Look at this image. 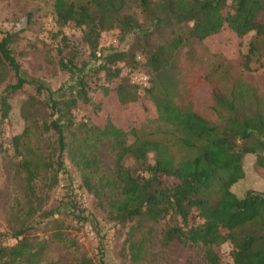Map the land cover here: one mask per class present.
Masks as SVG:
<instances>
[{"label":"trees","instance_id":"obj_1","mask_svg":"<svg viewBox=\"0 0 264 264\" xmlns=\"http://www.w3.org/2000/svg\"><path fill=\"white\" fill-rule=\"evenodd\" d=\"M52 10L59 24L82 27L78 41L89 49V59L78 64L59 49L55 63L69 74V81L55 90V97L49 90L51 119L41 128L54 133L59 156L65 149L69 152L85 190L105 205L110 225H126L129 264L141 263L155 229L160 248L199 246L205 264H264V189L239 186L245 175L243 156L253 155L254 169L264 170V87L250 74L252 62L264 68V0H53ZM112 28H117L119 39H131L127 48L99 46V32ZM20 31H3L0 37V67L12 78L0 88L3 118L11 93L29 83L11 47ZM221 31L236 37L239 45L250 34L246 52L239 51L238 59L202 45ZM61 41L68 42L65 36ZM124 59L132 69L142 67L145 87L139 89L119 75L117 62ZM100 71L106 81L117 78L107 98L98 91L92 101L95 112L102 118L107 110L106 120L115 124L107 130L76 123L72 115L75 98L87 95L85 79ZM201 83L214 119L196 109L195 89ZM35 91H40L38 84ZM140 98L154 107L150 120L132 127L127 116L108 114ZM65 131L71 136L68 142ZM19 138L11 137L17 155ZM106 139L110 168L95 153ZM41 164L32 152L16 164L23 172L19 199L27 208L32 206ZM70 208L85 220L84 208L74 201ZM55 212L42 210L40 216L47 219ZM28 227L22 223L0 232V264L40 260L45 242L31 238ZM9 238L14 242L6 243ZM226 241L229 261L217 253ZM78 264L91 260L81 256Z\"/></svg>","mask_w":264,"mask_h":264},{"label":"rangeland","instance_id":"obj_2","mask_svg":"<svg viewBox=\"0 0 264 264\" xmlns=\"http://www.w3.org/2000/svg\"><path fill=\"white\" fill-rule=\"evenodd\" d=\"M52 3L53 0H0V37L3 31L21 29L11 47L15 59L20 64L22 76L29 80L21 89L11 93L8 98L9 112L4 118L0 116V232H10L22 223L30 224L27 229L30 237L36 241L44 240L46 245L42 257L35 264H78V258L81 256L89 258L91 264H129L124 245L126 225H110L105 205H99V201L85 190L80 170L75 161L70 159L69 152L65 149L59 156L54 133L43 131L41 128L42 122L48 123L51 119L46 103L49 90L54 92L52 96L55 97V90L69 81V74L55 63L59 49L62 54H71L78 64L89 59V49L78 41L82 27L73 23L59 24L55 19ZM28 12L30 14L27 20ZM61 36H65L68 42H62ZM249 38L250 34L244 35L239 45L236 37L221 31L204 39L202 45L234 60L238 59L239 51L246 52ZM130 42L129 37L126 40L119 39L117 28L102 30L98 35L99 46L127 48ZM262 61L264 64V59ZM251 66L250 74L255 83L263 88L264 68L259 67L256 62H252ZM117 67L119 75L127 78L129 82L133 73L144 74L141 72V66L139 71L132 69L127 59L117 62ZM0 74L1 88L5 81L12 78L10 73L1 67ZM116 81L117 78L106 81L102 71L91 72V76L85 79L86 97L75 98L73 121L87 122L105 130L112 128L115 124L109 119L106 120L107 110L101 118L100 114L95 112L92 101L98 91L104 92L105 96L109 95L108 91L114 88ZM36 84L40 87L38 93L35 91ZM209 104L207 88L201 83L195 89V106L202 115L212 119ZM120 113L127 116L130 126L135 127L141 121L150 120L155 111L150 102L140 98L130 106L125 105L122 110L109 111L108 114L113 117L119 116ZM124 124L123 127L126 125ZM25 126L28 128L23 132ZM14 135L20 136L16 149L21 155H17L13 149L11 137ZM64 136L68 142L70 134L65 131ZM125 138L128 140L126 135ZM31 152L42 164L34 178L35 196L32 206L27 208L19 199L18 191L23 172L16 164L20 162V158ZM95 153L105 167H111L112 154L108 150L107 139ZM253 159L250 154L243 156L245 175L239 186L264 189V179L258 175H264V170L256 171L252 165ZM58 162L62 165L60 163L59 166ZM73 201L86 210L83 214L85 220L80 217L78 219L77 212L73 213L71 210ZM52 208L56 212L51 217L42 219L41 211ZM93 220L97 222L95 229ZM100 234H103L101 254L98 252ZM157 238L158 232L155 229L140 264H205L199 246L171 245L160 248ZM13 242V238L6 240L8 244ZM229 249L230 244L227 241L220 245L217 253L223 261L230 260Z\"/></svg>","mask_w":264,"mask_h":264},{"label":"built area","instance_id":"obj_3","mask_svg":"<svg viewBox=\"0 0 264 264\" xmlns=\"http://www.w3.org/2000/svg\"><path fill=\"white\" fill-rule=\"evenodd\" d=\"M139 58V56H137ZM130 82L136 84L139 89L145 87L148 83L147 76L145 74H135L130 75Z\"/></svg>","mask_w":264,"mask_h":264}]
</instances>
